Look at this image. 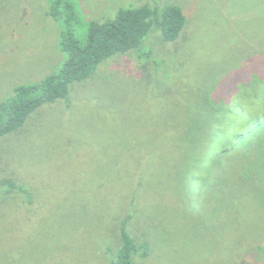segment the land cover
I'll return each mask as SVG.
<instances>
[{"label": "rangeland", "instance_id": "rangeland-1", "mask_svg": "<svg viewBox=\"0 0 264 264\" xmlns=\"http://www.w3.org/2000/svg\"><path fill=\"white\" fill-rule=\"evenodd\" d=\"M73 1L82 42L90 21L115 17L121 7L180 4L187 24L178 41L148 38L158 57L178 58L172 87L152 86L153 66L118 54L74 83L69 99L40 107L0 139V177L34 194L31 205L0 198V264H108L105 249L116 217L128 211L142 158L154 167L172 134L166 126L184 120L194 84L264 51V0ZM50 3L0 0V104L65 59L63 23L48 14ZM224 171L217 190H202L206 198L193 207L171 177L138 192L131 229L152 244L138 264H264V168L244 180L241 169Z\"/></svg>", "mask_w": 264, "mask_h": 264}, {"label": "trees", "instance_id": "trees-1", "mask_svg": "<svg viewBox=\"0 0 264 264\" xmlns=\"http://www.w3.org/2000/svg\"><path fill=\"white\" fill-rule=\"evenodd\" d=\"M50 4L48 14L63 23L60 45L65 59L57 71L35 83L17 86L0 104V139L25 126L40 107L69 99L74 83L90 78L103 62L118 54H133L145 69L153 66L152 86L156 84L161 91L172 87L178 58L158 57L148 38L158 33L162 42L178 41L187 24L180 4L121 7L115 17L90 21L84 42L75 27L74 1L51 0ZM263 57L264 51L251 53L249 61L237 64L233 71H222L218 77L207 75L194 84L193 95L182 108L187 112L184 120L166 126L172 134L165 148L151 159L154 167L145 168L148 156L142 158L128 211L116 217L115 239L105 249L108 264H138L151 253L150 238L131 229L138 212V192L146 185L155 184L162 176L171 177L193 207L206 198L202 190L214 186L217 190V180L228 177L230 171L224 170L241 169L240 179L244 180L252 170L264 168ZM156 77L161 81L156 82ZM6 196L21 197L31 205L34 194L13 177H0V198Z\"/></svg>", "mask_w": 264, "mask_h": 264}]
</instances>
